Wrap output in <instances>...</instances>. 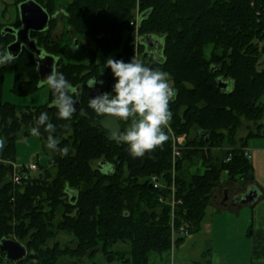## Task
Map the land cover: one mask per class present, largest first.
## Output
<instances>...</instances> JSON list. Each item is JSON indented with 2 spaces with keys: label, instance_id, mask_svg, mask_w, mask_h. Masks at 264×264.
Masks as SVG:
<instances>
[{
  "label": "trees",
  "instance_id": "1",
  "mask_svg": "<svg viewBox=\"0 0 264 264\" xmlns=\"http://www.w3.org/2000/svg\"><path fill=\"white\" fill-rule=\"evenodd\" d=\"M35 1L50 14L61 6L59 0ZM135 6L137 36L130 24ZM63 11V25L78 39L86 37L93 43L81 47L85 61H64L60 56L57 72L82 88L80 107L71 120L60 119L58 110L50 107L51 90L47 102L26 106L20 113L14 103L1 98L3 73L8 67L14 73V93L26 95L40 87L29 52L0 67V138L6 141L0 151L4 161L0 162V239L12 237L32 254L10 262L0 253V264H57L65 256L80 264H97V254L106 262L148 264L151 253L172 246L170 205L158 200L166 190L150 184L151 175L162 176L165 183L170 180V138L162 149L133 158L127 144L109 140L107 130L100 126L103 116L89 107L87 82L96 77L103 81L96 85L103 93L115 94L116 78L106 66L110 58L129 62L137 57L146 66L169 73L177 89L170 103L169 127L175 134L186 133L185 148L176 162V196L182 203L175 205L173 222L177 229L183 225L188 234L196 232L212 190L222 182V173L229 181L252 179V164L244 152L248 139L260 135L264 127L259 121L264 116V67H257L264 52V2L65 0ZM5 24L0 22V29ZM55 24L52 19L50 29ZM62 36L71 44L66 32ZM151 36L162 38L160 58L149 55L141 40ZM13 39L12 33L0 32V51ZM39 40L48 52L61 53L64 39H54L48 31L39 34ZM219 80L228 82L227 89L218 85ZM81 111L87 115L82 116ZM42 112L56 126L52 135L60 148L68 147V155L48 149L47 164L38 163V176L27 172L21 182L13 183L5 161L16 160L18 134L31 133ZM244 120L256 122L257 129H249L238 139L237 130ZM119 123L121 134L130 122ZM191 131L193 138H189ZM39 132L47 144L49 133L43 126ZM199 158L203 170L197 166L191 170ZM186 236L176 235L174 243Z\"/></svg>",
  "mask_w": 264,
  "mask_h": 264
},
{
  "label": "clouds",
  "instance_id": "2",
  "mask_svg": "<svg viewBox=\"0 0 264 264\" xmlns=\"http://www.w3.org/2000/svg\"><path fill=\"white\" fill-rule=\"evenodd\" d=\"M17 59L16 54L10 50L0 51V67L10 65ZM106 66L109 67L116 78L113 86L114 95L104 92L91 98L89 107L100 116H112L118 120L129 121V127L116 136L120 143L129 146V153L133 158H142L146 153L162 149L169 136L165 129L170 125L172 112L170 103L175 100L177 89L170 82V75L159 69L146 66L142 61L132 57L129 62L110 58ZM102 72V70H101ZM96 77L87 82L88 88H94ZM47 86L53 93L50 107L58 110L62 120H71L77 111L74 96L79 95V89L73 86L60 72L51 71L43 78L39 86ZM82 116L87 113L81 111ZM43 126L49 133L47 148L61 156H67V146L60 148L59 141L52 134L56 126L49 122L47 112L40 113L36 120V127L30 129L34 136H39V128ZM69 128L68 125H64ZM5 139L0 138V151L5 147Z\"/></svg>",
  "mask_w": 264,
  "mask_h": 264
},
{
  "label": "crops",
  "instance_id": "3",
  "mask_svg": "<svg viewBox=\"0 0 264 264\" xmlns=\"http://www.w3.org/2000/svg\"><path fill=\"white\" fill-rule=\"evenodd\" d=\"M248 158L252 164V179L244 181V186L253 183L260 190V195L252 203L235 202L231 198H223L218 189L213 190L211 201L207 207H212L216 217L205 213L200 227L196 232L203 231L206 236V250L199 254H208L204 261L193 259L190 248L197 244L194 238H187L174 243L169 250L154 252L149 255L148 264H264V144L246 146ZM20 165V164H15ZM242 183V182H241ZM220 195V197H219ZM206 207V208H207ZM213 213V214H214ZM242 218L241 224L231 216ZM222 215L221 218L218 216ZM217 249L218 255H213L212 249ZM66 257V256H65ZM61 257L60 259H65ZM59 259V261H60ZM97 264H118L115 260H98Z\"/></svg>",
  "mask_w": 264,
  "mask_h": 264
},
{
  "label": "rangeland",
  "instance_id": "4",
  "mask_svg": "<svg viewBox=\"0 0 264 264\" xmlns=\"http://www.w3.org/2000/svg\"><path fill=\"white\" fill-rule=\"evenodd\" d=\"M16 2L17 0H0V21L7 23L8 21H11L14 18L15 14L17 13ZM64 3H65V0H59V4L63 5ZM137 10H138V6H135L134 12H136ZM54 27L55 29L53 30V36L55 37V39H64L63 41L64 45H62L63 48H62V51H60L61 55H63L64 57L63 58L64 61H75V60L85 61L86 60L85 51H82V50L76 51V52L70 51V48H69L70 42L66 40L65 36H62V34L66 32V27L63 25V22L61 21L57 23V25L55 24ZM153 37L158 40L159 44L162 43L161 37H158V36H153ZM134 40H135L134 41L135 50L137 54V40L135 37H134ZM83 45H85V47H88L89 45L93 46V43L85 38L83 39ZM257 63H258L257 64L258 68L264 67V52L260 55ZM13 81H14L13 69L8 67L5 69L3 73L1 98L5 101L14 103L18 113H20L26 106H37V105L43 104L48 101L50 89L46 85L43 87L40 86L35 91L28 93L26 95H18L11 90ZM261 103H264V96L261 98ZM259 121L264 124V116ZM255 123L256 122L244 120L243 124L237 130V135H236L237 138L239 139L241 137H244L249 129L256 130L257 128H256ZM263 131H264V127L261 130L262 133L260 135H252L247 141V146L252 147V144H255V143L264 144ZM193 136H194V132L191 131L189 133V138H193ZM238 143H240V141H238ZM46 145L47 144L41 139L40 136H34L31 133L24 134L20 132L16 138V160L15 161H11V160L5 161L9 165V168H10L9 173H13V171L17 169V165H15L17 163L23 164V163H28L31 160H36L42 166L47 164V154L46 153H47L48 148ZM0 162H4L2 158H0ZM194 166H197L199 168V171H202L204 168V165L202 164V158L201 159L199 158L196 161V164L190 166V169L192 170ZM38 173H39L38 168L37 170L30 172V174H32L33 176H38ZM221 178H222L221 179L222 182L218 186H219L220 195L222 197V189L220 186L224 184L228 186H232L231 191L233 192L234 190L233 186L236 183H239V181L226 180L225 173H222ZM241 184H243V182ZM218 186H216L213 190L218 189ZM213 190H212V193H213ZM214 212L215 211L213 210L212 207L206 208V213L208 216L210 215L211 217V214H212V217H216L217 213L215 214ZM243 216L245 218L246 214H241L239 215V217H236V216H231V217L233 218V220L237 218L236 219L238 220L237 225H240ZM218 217L221 218L222 215H219ZM201 233H203V231L193 232L191 235L187 237V238H192V239L194 238L195 240H197V244L195 243L194 246L190 248V251H192L191 255L193 256V259H196L197 261H202V260L204 261V259L209 258L208 254L206 255L204 253L199 254L201 250H206V248L208 247L204 241L206 240L204 238H206V236L208 235L207 234L203 235ZM210 249L214 251L213 255L214 254L216 256L218 255L217 249L214 250L212 246L210 247ZM96 259L103 260V256L101 254H97ZM86 263L88 264L89 262H86ZM57 264H80V262L77 261L74 257H65V259H60V261H58Z\"/></svg>",
  "mask_w": 264,
  "mask_h": 264
},
{
  "label": "water",
  "instance_id": "5",
  "mask_svg": "<svg viewBox=\"0 0 264 264\" xmlns=\"http://www.w3.org/2000/svg\"><path fill=\"white\" fill-rule=\"evenodd\" d=\"M264 2V0H262ZM18 12L20 16L21 25L19 28H13L11 26H5L1 33L11 32L15 35V39L7 45V49L10 50L16 56L21 51V45H26L30 50L35 51L36 54L40 53V49L36 48L35 42L29 40V30H42L47 27L49 15L48 12L35 0H24L18 4ZM151 37H142V42L147 45L152 43ZM37 70L39 73L40 81L45 78L51 71H54L55 57L53 55H45L42 58H36ZM116 82V80H115ZM218 85L224 89H227V81H218ZM87 94L91 100L97 95L102 94V90L99 87L88 88ZM75 107L78 110L80 107V101L75 99ZM99 124L102 128L107 130V137L109 140H115L116 136L120 132L119 120L112 116H103L99 120ZM264 134V131H263ZM101 164H105L104 162ZM251 176V174L249 175ZM244 185V184H243ZM226 190L223 194V198L226 199ZM260 195V190L253 183H248L242 186L241 189L232 196V200L241 203H252ZM0 253L4 254L6 260L10 262H17L24 258L26 255L32 256L28 253L25 246L12 237H3L0 239Z\"/></svg>",
  "mask_w": 264,
  "mask_h": 264
},
{
  "label": "built area",
  "instance_id": "6",
  "mask_svg": "<svg viewBox=\"0 0 264 264\" xmlns=\"http://www.w3.org/2000/svg\"><path fill=\"white\" fill-rule=\"evenodd\" d=\"M138 12H136V15L134 18L130 20V24L134 26L135 29V36H137V26H138ZM136 38V37H135ZM137 39V38H136ZM168 135L171 141V168H170V180L168 183H165L162 176L158 175H151L150 176V184L154 188L159 189H165L166 193H161L158 196V200L160 202L166 203L170 205V222H171V235L172 240L173 237L176 235H187L188 231L187 229L181 225L178 227V229L174 226V208L175 205L181 204L182 199L180 197L176 196V162L177 158L181 155L182 150L185 148V140H186V134H175L174 131L168 127ZM244 154L246 156H249L248 151L245 149ZM229 159V156L226 157V160ZM38 168V162L36 160H31L28 163H23L20 165H17V169L13 171L12 174V181L13 183H19L21 182V179L23 176L27 175V172L35 171ZM22 172H19L21 170Z\"/></svg>",
  "mask_w": 264,
  "mask_h": 264
},
{
  "label": "flooded vegetation",
  "instance_id": "7",
  "mask_svg": "<svg viewBox=\"0 0 264 264\" xmlns=\"http://www.w3.org/2000/svg\"><path fill=\"white\" fill-rule=\"evenodd\" d=\"M40 5L46 10V8L42 4H40ZM63 5L58 6L53 14H50L46 10L48 12V15H49L48 25H47L46 28H44L42 30H29V34H28L29 40H33L35 42L36 48L37 49H40V53L39 54H36L35 51L30 50L29 47H27L26 45H24V44L21 45V51H20V53L18 55H20L21 53H26V52L28 53L29 52L32 55V57L34 58V61L36 63V70H37V61H36V58H42V57H44L45 55H48V54L49 55H53L55 57L54 71H57V69L59 68V65H60L59 64L60 56H62L61 53L55 54V53H52V52H48L45 49V47L42 45V43L40 42V40H39V34L46 33L48 31H50L51 36L55 39V37L53 36V30L55 29V27L52 28V29H50V26L49 25H50V21L52 19H55L56 20V25H57V23L61 22V18H62V16H64L63 15V12H64L63 11ZM16 9H17V13L15 14L14 18L11 21H8L7 23L0 21L1 23H6L3 27H1L0 32L7 25L8 26H11V27H13L15 29L16 28H19V26L21 25V22H20V16H19V12H18V6H16ZM66 33L68 34V36L71 39V44L69 46L71 52L80 51L81 50V47L82 48L85 47V45H83V39H85L86 37H82V38H79L78 39L77 37L74 36L73 30H71L70 28H66ZM14 39H15V35H14ZM151 40H152V43L150 45H146V50L149 51V55H151V56H153L155 58H160V50H159L160 44L158 43V40L155 39L154 37H152ZM89 46H91V45H89ZM37 74H38V78H39L38 80L40 82V77H39L38 70H37ZM76 87L79 89V95L78 96H74L73 98L74 99H78L80 101V96H81V90H82V88H80L79 86H76ZM87 87L88 86H86V93H87ZM96 87H98V86H96ZM104 166L108 167V164H105ZM242 186H244V185L241 184V182L240 183H236L233 186V188H234L233 192L231 191L232 186H228V185H225L224 184V185H222L220 187L222 189V194L225 193V188H227L226 194H225L227 196L226 198H232V196L235 195L241 189Z\"/></svg>",
  "mask_w": 264,
  "mask_h": 264
}]
</instances>
